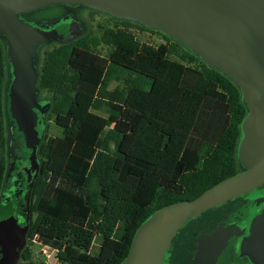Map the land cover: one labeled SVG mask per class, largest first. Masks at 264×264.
<instances>
[{
    "label": "trees",
    "instance_id": "obj_1",
    "mask_svg": "<svg viewBox=\"0 0 264 264\" xmlns=\"http://www.w3.org/2000/svg\"><path fill=\"white\" fill-rule=\"evenodd\" d=\"M85 37L49 42L37 58L36 92L47 109L22 230L26 241L55 249L58 264H119L149 215L241 171L248 108L240 86L197 55L173 59L166 44L141 43L119 26L102 32L111 48L104 58ZM11 77L0 36V147L7 125L19 142L6 111ZM112 81L122 86L108 89ZM51 117L61 135H47ZM3 164L0 157V204Z\"/></svg>",
    "mask_w": 264,
    "mask_h": 264
},
{
    "label": "water",
    "instance_id": "obj_2",
    "mask_svg": "<svg viewBox=\"0 0 264 264\" xmlns=\"http://www.w3.org/2000/svg\"><path fill=\"white\" fill-rule=\"evenodd\" d=\"M85 3L120 17L161 29L224 71L241 88L248 113L238 150L246 170L214 184L194 198L166 205L137 228L119 264H161L171 239L190 217L217 203L264 185V0H0V36L6 44L12 78L7 110L27 150L25 169L38 167L36 147L47 109L35 98L36 70L31 57L41 43L67 40L71 26L46 31L20 21L19 14L53 3ZM24 231V230H23ZM0 264H13L23 234L0 236ZM237 255L264 264V201L240 240Z\"/></svg>",
    "mask_w": 264,
    "mask_h": 264
},
{
    "label": "rangeland",
    "instance_id": "obj_3",
    "mask_svg": "<svg viewBox=\"0 0 264 264\" xmlns=\"http://www.w3.org/2000/svg\"><path fill=\"white\" fill-rule=\"evenodd\" d=\"M64 5H72V6L79 5L81 7L79 8L77 15L79 17H82L85 20V22L86 20H88V22L91 23L94 20V18L90 14L91 12L90 9L87 8V6L92 7L90 5L85 4V3L58 2V3H53V4H49V5H45V6H41L37 8L38 12H36L35 15L38 16V18H40V24H43V25L45 24L44 25L45 27L42 29L46 31H49V30L51 31L52 27L58 25L59 23L67 22L71 26L70 31L73 36L65 41H68L73 38H76L77 36L86 34L85 38L88 43L91 41V39L92 40L94 39V41L96 39V43L91 44V50L99 57H104V58L107 57L111 48L109 44L101 40V36L103 32L101 31V28L111 27L112 21L107 20V19H101V17H97L94 23L95 24L94 29L90 33V31H85L84 29H82L77 20L68 16V14L70 13L69 12L70 9L65 8ZM109 14H112V13H109ZM115 16L119 17L120 19L126 18V17L117 16V15ZM126 19L131 20V22H134V23H118V25L120 27L126 26L141 43L150 44L155 47L161 44H166L170 48L169 56L179 61H183L181 56H190V55L199 56L194 50H192L182 41H180L179 39L175 37L168 35L161 29L157 27H153V26L144 28L139 24L142 22L131 19V18H126ZM19 20L22 21L21 19ZM36 27H39V26L37 25ZM57 39L62 40L60 38H56V39L52 38L48 42L39 44V46L36 48L35 53L31 57L32 66L37 65L38 55L42 49L46 48L45 44L52 42V41H56ZM198 62L199 63L202 62L201 59L199 58L196 59V61L192 62L191 65H195ZM185 63L187 64L188 62H185ZM116 86H119V87L122 86V81H112L111 83L108 84L107 87L108 89H112ZM39 97L40 96L38 95V91L36 92V86H35V98L38 103L42 102V101H39L40 99ZM6 111L8 113L7 104H6ZM96 112L100 114H105V111L103 110H97ZM41 116H42V113H41ZM12 121H13L12 132H13L14 120L12 119ZM9 130L10 128L7 125V127H5V132H4L6 135V144L3 147H0V157L4 158L3 172H2L3 188L1 190V203L2 204H0V236L11 235V234H23V242H22L21 247L15 248L16 257H15L13 264H58V260L54 259V257H51L48 260L44 257V255L41 252L40 245L37 243L34 236L27 241L25 239V232L22 230V227L26 221L27 198H28L29 190L33 183V179L35 177V172L26 171L25 169L26 161L25 160H26L27 150L24 149L23 145H20L19 142L22 143V141H21V137L19 134H17L19 135L18 144L17 142L13 143ZM43 131H44V120L42 117L41 136L43 134ZM61 134H62V127L55 124L53 117H51L48 122L47 135L49 136V135H61ZM244 167L245 166L242 164L241 170ZM47 181L48 183L46 185V190L50 191L51 189L50 183L52 182V180L48 179ZM52 184H55V182H53ZM258 189L262 194H264V185H262ZM8 211H9V214H11L10 216L9 215L6 216ZM34 216H35V213H33L32 217ZM25 241L27 242L26 246L29 251L28 253L29 257L27 260H21L20 251ZM100 242H101V236L98 234L95 235V237L93 238L92 244L90 246V249H89L91 254H96L98 252ZM1 257H2V251L0 247V258Z\"/></svg>",
    "mask_w": 264,
    "mask_h": 264
},
{
    "label": "flooded vegetation",
    "instance_id": "obj_4",
    "mask_svg": "<svg viewBox=\"0 0 264 264\" xmlns=\"http://www.w3.org/2000/svg\"><path fill=\"white\" fill-rule=\"evenodd\" d=\"M70 9L69 17L78 21L85 31H93L97 17L112 21L116 30L118 23H134L126 18L120 19L97 8L88 7L94 20L89 23L77 15L81 6L64 5ZM38 9L23 12L19 18L29 26L44 28L40 18L35 15ZM97 24V23H96ZM146 28L145 24L139 23ZM65 41V40H56ZM37 74L39 65L34 66ZM246 170L244 167L240 172ZM262 186V185H261ZM252 188L237 196L217 203L190 217L175 233L170 246L164 251L161 264H253L247 256L237 255L240 240L248 233L250 220L261 208L264 194L258 188Z\"/></svg>",
    "mask_w": 264,
    "mask_h": 264
},
{
    "label": "built area",
    "instance_id": "obj_5",
    "mask_svg": "<svg viewBox=\"0 0 264 264\" xmlns=\"http://www.w3.org/2000/svg\"><path fill=\"white\" fill-rule=\"evenodd\" d=\"M36 239V238H35ZM40 245L41 252L44 255V257L48 260L51 257H54L56 259V250L48 245L41 244L37 242Z\"/></svg>",
    "mask_w": 264,
    "mask_h": 264
}]
</instances>
